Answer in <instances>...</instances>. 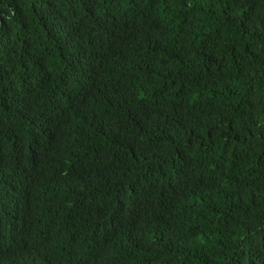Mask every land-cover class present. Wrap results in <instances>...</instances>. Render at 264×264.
Here are the masks:
<instances>
[{
  "label": "trees",
  "instance_id": "obj_1",
  "mask_svg": "<svg viewBox=\"0 0 264 264\" xmlns=\"http://www.w3.org/2000/svg\"><path fill=\"white\" fill-rule=\"evenodd\" d=\"M0 260L264 264V0H0Z\"/></svg>",
  "mask_w": 264,
  "mask_h": 264
},
{
  "label": "clouds",
  "instance_id": "obj_2",
  "mask_svg": "<svg viewBox=\"0 0 264 264\" xmlns=\"http://www.w3.org/2000/svg\"><path fill=\"white\" fill-rule=\"evenodd\" d=\"M54 216H56V215H54ZM75 227H76V226H75ZM71 237L74 238L72 234H71ZM74 239H76V238H74ZM0 264H2L1 260H0Z\"/></svg>",
  "mask_w": 264,
  "mask_h": 264
}]
</instances>
